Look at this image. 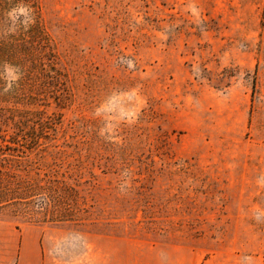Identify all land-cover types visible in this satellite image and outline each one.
Instances as JSON below:
<instances>
[{
  "label": "rangeland",
  "instance_id": "obj_1",
  "mask_svg": "<svg viewBox=\"0 0 264 264\" xmlns=\"http://www.w3.org/2000/svg\"><path fill=\"white\" fill-rule=\"evenodd\" d=\"M40 6L54 68L0 60V161L28 189L0 259L15 229L53 264H264V0Z\"/></svg>",
  "mask_w": 264,
  "mask_h": 264
},
{
  "label": "trees",
  "instance_id": "obj_2",
  "mask_svg": "<svg viewBox=\"0 0 264 264\" xmlns=\"http://www.w3.org/2000/svg\"><path fill=\"white\" fill-rule=\"evenodd\" d=\"M19 8H25L26 13H16L15 19L11 14ZM19 46L31 45V48L39 50V54L34 51L15 49L12 47L13 44ZM8 48V52L5 55V48ZM9 57L13 59L16 64L20 63L24 75H31L33 71L30 67L32 65H40L42 69L44 67V57L50 60L51 67L54 68L55 57L52 40L49 33L41 22V6L40 0H0V60L3 57ZM25 60V63L21 61ZM31 62L30 66L26 62ZM19 65V64H18ZM52 68V69H53ZM56 72V70L53 69ZM57 76H53L59 81L62 73L56 72ZM60 82V81H59ZM10 92H6L2 87V80L0 78V102H9L7 99ZM12 143H15L12 142ZM18 147H14L8 144L4 146L0 144V152L4 150H15ZM8 164L5 161H0V204L5 200L4 197H9L12 193H18L23 196L20 198H27L28 189L21 187L23 182H15L11 176H8L7 167ZM21 188V189H19ZM21 190V191H20ZM20 191V192H19ZM18 197V198H19Z\"/></svg>",
  "mask_w": 264,
  "mask_h": 264
},
{
  "label": "crops",
  "instance_id": "obj_3",
  "mask_svg": "<svg viewBox=\"0 0 264 264\" xmlns=\"http://www.w3.org/2000/svg\"><path fill=\"white\" fill-rule=\"evenodd\" d=\"M10 241L5 246L6 259H0V264H53L49 263L47 259V251L39 242L31 246L30 250H27L25 245L26 234L23 231L17 232V230H10ZM16 250V252H15ZM3 252L0 253L2 256ZM30 255V257L28 256ZM29 257V259H28ZM65 264V263H62ZM98 264H108L98 261ZM112 264V263H111ZM114 264V263H113ZM158 264H163L162 262ZM164 264H182L180 261L164 262Z\"/></svg>",
  "mask_w": 264,
  "mask_h": 264
}]
</instances>
